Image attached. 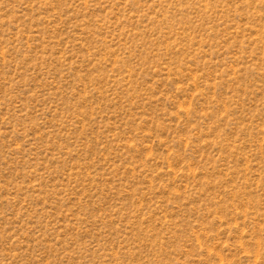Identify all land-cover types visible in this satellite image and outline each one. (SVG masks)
Returning <instances> with one entry per match:
<instances>
[{"label": "rangeland", "instance_id": "rangeland-1", "mask_svg": "<svg viewBox=\"0 0 264 264\" xmlns=\"http://www.w3.org/2000/svg\"><path fill=\"white\" fill-rule=\"evenodd\" d=\"M0 264H264V0H0Z\"/></svg>", "mask_w": 264, "mask_h": 264}]
</instances>
